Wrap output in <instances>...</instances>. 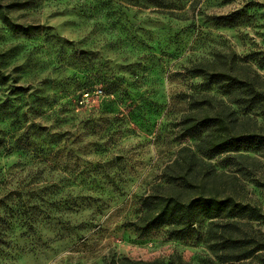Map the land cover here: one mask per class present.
I'll return each instance as SVG.
<instances>
[{
    "label": "rangeland",
    "instance_id": "rangeland-1",
    "mask_svg": "<svg viewBox=\"0 0 264 264\" xmlns=\"http://www.w3.org/2000/svg\"><path fill=\"white\" fill-rule=\"evenodd\" d=\"M200 64L250 83L245 113L264 107V0H0V264H221L229 221L264 247V152L210 160L208 132L185 131L202 97L233 105ZM243 115L236 130L264 135ZM208 173L243 214L214 236L205 217L143 230Z\"/></svg>",
    "mask_w": 264,
    "mask_h": 264
},
{
    "label": "trees",
    "instance_id": "trees-1",
    "mask_svg": "<svg viewBox=\"0 0 264 264\" xmlns=\"http://www.w3.org/2000/svg\"><path fill=\"white\" fill-rule=\"evenodd\" d=\"M3 18L12 32L28 33L26 29L11 24L5 16ZM229 70L230 72L232 71V69ZM195 73L201 75L212 85L219 86L227 96L234 98L231 99V104L233 105H227L225 101H219V105L214 106L215 99L210 96H204L200 99L202 103L199 102L195 105V108L201 110L204 116L201 119L189 121L186 124L185 131L189 133L208 132V135L198 143L197 154L213 160L222 155L239 154L242 151L264 152V135L236 130L237 119L240 117L250 118L243 114L251 113L255 118L264 119V107L250 108L246 110V113L243 109V104L245 103L243 98H246L245 96H248V98L250 96H254V98L259 96L251 92L250 83L248 81L239 83L237 79L229 76L225 70L220 71L217 64H200L195 67ZM233 106H237L238 109ZM1 143L2 141L0 140ZM193 159L203 162L196 155L193 156ZM215 175L214 173H208L196 180V195L188 203L174 198L168 201L164 200L161 203L158 202L157 207L147 211L146 219L142 223V226H145L143 230L149 232L161 224H169L173 227H188L191 222L194 225L200 218L205 217L211 221L210 233L214 236V227L219 225L216 220L221 218L225 212H228V217L232 218L231 220L243 214L246 211L245 207L242 208L236 205L231 197L219 195L216 186H214V189L210 187L212 178L214 180L219 179ZM178 180H180L181 184H187L188 182L186 177H179ZM238 225L237 221H229L223 225L229 231L227 232L224 229L223 233L220 231V233L217 232V236L215 235L216 242L219 245L221 244L222 248L223 255L219 259L220 263L249 264L247 261L252 259L250 264H264V255L256 256L257 253L264 251V247L254 246L249 240L236 235L233 228L238 227ZM127 264L133 263L129 262ZM134 264L144 263L138 262Z\"/></svg>",
    "mask_w": 264,
    "mask_h": 264
},
{
    "label": "water",
    "instance_id": "water-1",
    "mask_svg": "<svg viewBox=\"0 0 264 264\" xmlns=\"http://www.w3.org/2000/svg\"><path fill=\"white\" fill-rule=\"evenodd\" d=\"M123 157H117V161H120L122 160Z\"/></svg>",
    "mask_w": 264,
    "mask_h": 264
}]
</instances>
